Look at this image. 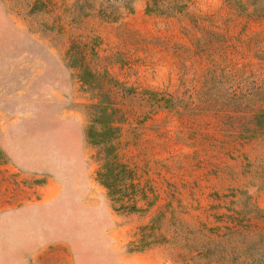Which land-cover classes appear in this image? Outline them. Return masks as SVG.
<instances>
[{"label": "rangeland", "instance_id": "rangeland-1", "mask_svg": "<svg viewBox=\"0 0 264 264\" xmlns=\"http://www.w3.org/2000/svg\"><path fill=\"white\" fill-rule=\"evenodd\" d=\"M0 264H264V0H0Z\"/></svg>", "mask_w": 264, "mask_h": 264}, {"label": "trees", "instance_id": "trees-1", "mask_svg": "<svg viewBox=\"0 0 264 264\" xmlns=\"http://www.w3.org/2000/svg\"><path fill=\"white\" fill-rule=\"evenodd\" d=\"M102 125V130L90 127L87 130V140L93 146H103L105 163L101 171L97 173L98 182L107 188L112 197L130 199L134 197V175L130 167L120 160L119 148L116 144L120 137L118 128L108 127L104 121H96Z\"/></svg>", "mask_w": 264, "mask_h": 264}]
</instances>
